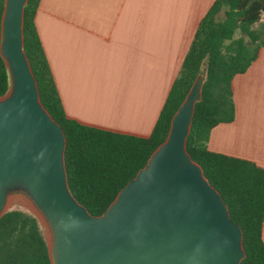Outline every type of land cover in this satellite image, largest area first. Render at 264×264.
<instances>
[{
    "label": "water",
    "instance_id": "95a60500",
    "mask_svg": "<svg viewBox=\"0 0 264 264\" xmlns=\"http://www.w3.org/2000/svg\"><path fill=\"white\" fill-rule=\"evenodd\" d=\"M28 0H5L0 54L10 88L0 97V218L26 195L48 227L52 264H243L241 226L187 150L208 60L174 113L165 141L101 215L71 193L66 134L40 99L24 50Z\"/></svg>",
    "mask_w": 264,
    "mask_h": 264
},
{
    "label": "trees",
    "instance_id": "16d2710c",
    "mask_svg": "<svg viewBox=\"0 0 264 264\" xmlns=\"http://www.w3.org/2000/svg\"><path fill=\"white\" fill-rule=\"evenodd\" d=\"M40 0L24 11V50L36 77L40 99L63 127L65 164L73 196L93 215L103 214L120 190L148 162L169 132L171 120L208 60L202 100L196 103L187 150L228 205L243 231V264H264V167L208 148L211 130L235 118L232 81L257 58L264 45V0H215L202 17L158 120L149 135L118 131L69 117L39 37L35 16ZM5 0H0L1 20ZM223 11V17L219 15ZM260 23V29L253 27ZM239 31L240 36L236 37ZM0 54V97L10 88ZM0 264H52L37 216L11 209L0 218Z\"/></svg>",
    "mask_w": 264,
    "mask_h": 264
},
{
    "label": "crops",
    "instance_id": "0c3cea01",
    "mask_svg": "<svg viewBox=\"0 0 264 264\" xmlns=\"http://www.w3.org/2000/svg\"><path fill=\"white\" fill-rule=\"evenodd\" d=\"M214 1L40 0L36 28L66 114L149 135ZM232 87L235 118L208 148L264 167V45Z\"/></svg>",
    "mask_w": 264,
    "mask_h": 264
},
{
    "label": "rangeland",
    "instance_id": "374dc122",
    "mask_svg": "<svg viewBox=\"0 0 264 264\" xmlns=\"http://www.w3.org/2000/svg\"><path fill=\"white\" fill-rule=\"evenodd\" d=\"M219 17L220 18L223 17V11L220 13ZM262 20H264V16L262 17ZM253 28L254 29H260L261 24L258 23ZM240 35H241V33L239 31H237L236 37H238ZM9 207H10V209H21V210H24L26 212H30V213L34 214L35 216H37V218L39 220L41 232L43 233L46 240H49L50 233H49L47 225L45 224L43 218L37 212L36 208L34 207L33 203L31 202V200L26 195H24L22 193L12 194L9 198Z\"/></svg>",
    "mask_w": 264,
    "mask_h": 264
}]
</instances>
